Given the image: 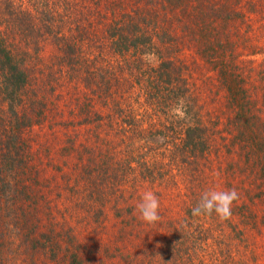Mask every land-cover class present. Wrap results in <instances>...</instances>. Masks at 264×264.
I'll return each instance as SVG.
<instances>
[{
    "label": "trees",
    "instance_id": "16d2710c",
    "mask_svg": "<svg viewBox=\"0 0 264 264\" xmlns=\"http://www.w3.org/2000/svg\"><path fill=\"white\" fill-rule=\"evenodd\" d=\"M263 3L0 0V264H86L89 242L129 243L135 264H251L264 47L247 54L242 7ZM211 188L238 190L230 219L192 216ZM145 190L153 224L135 211Z\"/></svg>",
    "mask_w": 264,
    "mask_h": 264
},
{
    "label": "rangeland",
    "instance_id": "374dc122",
    "mask_svg": "<svg viewBox=\"0 0 264 264\" xmlns=\"http://www.w3.org/2000/svg\"><path fill=\"white\" fill-rule=\"evenodd\" d=\"M209 3H212V5H217L218 3L226 6L227 10L230 9H236L237 7L239 8V5L236 7V0H206ZM246 5V4H245ZM264 5V3H263ZM243 12L247 14V16L250 17V19H253V21H250L249 23L252 24L253 29L251 30L250 33V48L247 50V54H252L255 52L254 48H260L264 47V9L263 10H258V13L253 14L255 10L248 4L246 7H242ZM150 63L152 65L156 64V59L155 58H149ZM182 59L187 63L191 64L192 56L191 54L186 51L182 55ZM246 60H251V58H246ZM261 60V57H258V61ZM254 64L249 63V68L251 69ZM256 66V64L254 65ZM190 67H194L193 65H190ZM191 68V69H192ZM259 67H257L258 69ZM252 70V69H251ZM193 72V70H192ZM194 78H197L199 76V73L194 71ZM254 78H257L255 75ZM259 79V78H258ZM256 79V80H258ZM199 80V79H198ZM255 86L257 87V84L254 83ZM250 88V91L253 92V96H257L255 93V90L253 87L248 86ZM222 106L219 105L217 107V112L221 113L222 112ZM9 207H7V212L6 214L9 216V218H12L14 215V209L15 205L12 203V201H9L8 203ZM264 207V206H261ZM20 208V207H19ZM261 208H257L256 211L260 212ZM14 221V220H13ZM257 263L256 259L251 262V264H264V235L260 238H257ZM138 256V253H135L133 251L132 246L129 243H124V244H118V245H112V246H101V245H96L94 243H88L85 251L82 253V257L88 261L86 264H135L136 258Z\"/></svg>",
    "mask_w": 264,
    "mask_h": 264
},
{
    "label": "clouds",
    "instance_id": "9594fccd",
    "mask_svg": "<svg viewBox=\"0 0 264 264\" xmlns=\"http://www.w3.org/2000/svg\"><path fill=\"white\" fill-rule=\"evenodd\" d=\"M240 194L236 188L204 190L196 205L192 208L193 217L211 216L213 213L221 220L230 219L232 206L238 201ZM160 200L152 190H145L140 194L135 211L139 213L142 222L153 224L161 219L159 215Z\"/></svg>",
    "mask_w": 264,
    "mask_h": 264
}]
</instances>
